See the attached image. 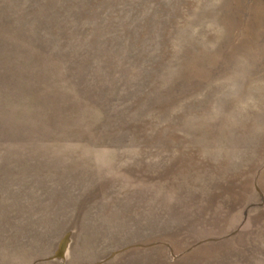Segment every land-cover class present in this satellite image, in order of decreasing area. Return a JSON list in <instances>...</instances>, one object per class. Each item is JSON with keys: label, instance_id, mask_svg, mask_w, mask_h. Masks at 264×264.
<instances>
[{"label": "rangeland", "instance_id": "rangeland-1", "mask_svg": "<svg viewBox=\"0 0 264 264\" xmlns=\"http://www.w3.org/2000/svg\"><path fill=\"white\" fill-rule=\"evenodd\" d=\"M0 264H264V0H0Z\"/></svg>", "mask_w": 264, "mask_h": 264}]
</instances>
